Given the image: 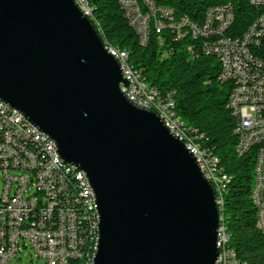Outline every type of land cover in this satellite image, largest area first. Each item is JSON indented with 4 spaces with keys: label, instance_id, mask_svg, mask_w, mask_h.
<instances>
[{
    "label": "water",
    "instance_id": "95a60500",
    "mask_svg": "<svg viewBox=\"0 0 264 264\" xmlns=\"http://www.w3.org/2000/svg\"><path fill=\"white\" fill-rule=\"evenodd\" d=\"M121 85L117 58L75 0H0V100L85 174L100 219L94 264H216L213 187Z\"/></svg>",
    "mask_w": 264,
    "mask_h": 264
},
{
    "label": "built area",
    "instance_id": "2783aa9c",
    "mask_svg": "<svg viewBox=\"0 0 264 264\" xmlns=\"http://www.w3.org/2000/svg\"><path fill=\"white\" fill-rule=\"evenodd\" d=\"M117 1L128 21H133L142 46L147 44L152 28L158 33L169 28L173 41L190 35L202 38L205 50L219 59L220 80L234 85L228 108L236 119L240 155L257 148L252 199L257 204V226L263 228L264 235V59L255 54L264 42V13L243 36L231 38L226 35L234 19L231 4L210 8L203 24H197L187 17L171 20L168 8L151 0ZM75 2L90 18L89 3ZM250 2L255 6L264 4V0ZM114 57L128 83L121 85L125 96L163 114L166 127L180 133L193 155L195 149H202L196 161L215 190L218 173L213 152L202 145L198 131L178 115L173 92L162 94L145 80H135L131 68L124 65V56ZM80 187L93 192L87 178H79L60 158L51 138L0 100V264H9L26 249H31L43 264H74V260L83 259L91 246L82 247V230H88V218ZM220 239H226L223 222H219L217 245ZM216 264H231L230 255H218Z\"/></svg>",
    "mask_w": 264,
    "mask_h": 264
},
{
    "label": "trees",
    "instance_id": "16d2710c",
    "mask_svg": "<svg viewBox=\"0 0 264 264\" xmlns=\"http://www.w3.org/2000/svg\"><path fill=\"white\" fill-rule=\"evenodd\" d=\"M90 21L105 46L128 52V63L142 79L162 94L173 92L176 111L184 123L198 131L203 146L218 158L222 175L227 177L222 196L221 214L230 236V245L240 260L264 264V235L257 226V209L252 199L256 182L257 148L240 155L235 132L236 119L228 108L233 83L220 80V62L204 48L202 38L192 35L173 41L171 29L159 33L152 28L146 45L131 27L117 0H87ZM159 7L171 9L172 19L187 17L203 24L206 12L215 6L231 4L234 19L226 30L231 38H240L255 19L264 13V4L250 0H151ZM190 47V49H188ZM255 54L264 59V42ZM93 239V238H92ZM83 231V259L75 264H91L93 242ZM93 251V252H92Z\"/></svg>",
    "mask_w": 264,
    "mask_h": 264
},
{
    "label": "bare ground",
    "instance_id": "6f19581e",
    "mask_svg": "<svg viewBox=\"0 0 264 264\" xmlns=\"http://www.w3.org/2000/svg\"><path fill=\"white\" fill-rule=\"evenodd\" d=\"M86 2H88V1L86 0ZM77 6H78V4H77ZM80 10L87 17L86 10H84V9H80ZM172 15H173L172 10L168 9V18H171V20H173ZM89 16L90 17L92 16V9L90 6H89ZM129 23H130L131 27L133 28V21H129ZM105 47L108 50V52L110 54H112L113 56H124V65L131 68V72H132V74H134L135 80L144 81L142 79L140 72L129 65V63H128V56L129 55H128L127 51L119 50V49H116V48H113L110 46H105ZM117 60H118V58H117ZM118 62H119V60H118ZM230 99H232V93H231ZM133 102L139 106L145 107V104L141 103V101H133ZM145 108H148V109L152 110L153 112H155L163 121V114L158 113V111L152 107H145ZM170 131L177 139H179L180 141L183 142V138H182V136H180V133H177L176 130H170ZM183 143L186 146V143L185 142H183ZM186 148L190 151L189 146H186ZM236 150H237V152L240 153V148H238V146H237ZM191 153L193 154V152H191ZM195 156H202V149H195L194 157ZM213 161H214V166L217 167V173H218V185H215L214 191H215V197H218L219 222H223V233H224V236H226V239H220V244L217 245L218 249H219V255H230L231 264H248L246 261L240 260L238 258L235 250L230 245V236H229L227 229L224 225V219H223V216H222L221 211H220L222 208L221 207L222 206V196H223V193L225 190L224 182L227 180V177L225 175L221 174V171L219 168L218 158L213 157ZM70 167L73 168V171L76 172V175L79 176V178H86L85 174L82 171H80L78 168H76L75 166H72V165H70ZM204 176L212 186V182H211V180H209V175L204 174ZM80 197H81V199H83V205H87V218H88V230H87V232L89 233L90 237L92 235V238H93L92 239V242H93L92 246H93L94 252L93 251L92 252L94 254L92 256L91 264H94V258L96 255L97 246H98V239H99L98 227H99V221H100L98 211H97L96 199H95L94 193L90 192L88 187H80ZM255 206L257 209V204H255ZM259 229L263 232V228L259 227ZM83 231L84 230H82V234H83ZM218 233H219V227H218ZM82 247H84V241L83 240H82ZM75 261H78V260H74V264H75Z\"/></svg>",
    "mask_w": 264,
    "mask_h": 264
},
{
    "label": "rangeland",
    "instance_id": "374dc122",
    "mask_svg": "<svg viewBox=\"0 0 264 264\" xmlns=\"http://www.w3.org/2000/svg\"><path fill=\"white\" fill-rule=\"evenodd\" d=\"M9 264H43V261L37 259L31 249H26L19 253Z\"/></svg>",
    "mask_w": 264,
    "mask_h": 264
}]
</instances>
